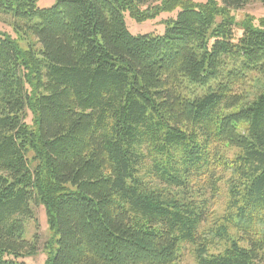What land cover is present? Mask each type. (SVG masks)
Masks as SVG:
<instances>
[{"label":"trees","instance_id":"1","mask_svg":"<svg viewBox=\"0 0 264 264\" xmlns=\"http://www.w3.org/2000/svg\"><path fill=\"white\" fill-rule=\"evenodd\" d=\"M204 1L0 0L17 35L0 29V264L34 252V205L47 264H178L185 245L198 264H264V90L245 99L264 81V18L237 38L231 14L264 0ZM176 11L163 35L127 26ZM226 171L225 222L201 232Z\"/></svg>","mask_w":264,"mask_h":264},{"label":"rangeland","instance_id":"2","mask_svg":"<svg viewBox=\"0 0 264 264\" xmlns=\"http://www.w3.org/2000/svg\"><path fill=\"white\" fill-rule=\"evenodd\" d=\"M58 0H38V7L42 9L53 7ZM156 1V0H154ZM196 2H205L204 0H195ZM156 2L152 4L155 6ZM231 14L235 17L236 20V35L239 38L242 34L241 26L242 23L249 17H253L255 20L260 18H264V4L257 2L246 6L243 9L233 10ZM177 15V11L173 13L162 12L156 18L147 20L142 23H138L134 20L131 15L126 13V22L129 30L134 35L144 34V33H155L159 35H163L166 31V21L168 19H173ZM0 21L2 22L0 25V29L11 34L14 38H17L16 33L10 28V24H13V20L10 16L1 15ZM5 22V23H4ZM22 38L20 40V45L23 49L30 48L29 45L34 46V49L39 48L37 45L36 39L30 31L24 30L21 31ZM196 93L202 96L205 93V89L196 88ZM264 90V81L262 79V75H253L252 79L249 80L247 87L245 88L246 100L253 101L255 100ZM26 122L30 125L33 124V115L27 109ZM242 129V128H241ZM240 152V150L236 148L227 149L226 153L230 160H233L236 155ZM234 175L231 171H226L225 174H222V180L219 184L220 186V196L217 199V204L215 205V213L213 217L209 220L206 225H203L201 232L209 227L216 228L217 226L223 224L224 217L228 212L227 204L230 199V186H231V178ZM34 219L30 220L26 224L25 229V239L29 241L31 247L35 248L34 252L25 255L20 261H23L25 264H47L50 258V254L54 248V233L50 228L45 207L42 205H34ZM230 228L231 237L235 238L239 236V233L235 228L227 223L225 224ZM228 247V243L222 240L220 243L213 245L210 248V252L212 254L223 253L225 249ZM178 264H198L197 255L195 253V247L191 245H185L182 251V256Z\"/></svg>","mask_w":264,"mask_h":264}]
</instances>
